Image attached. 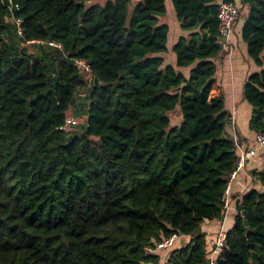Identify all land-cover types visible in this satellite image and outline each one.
<instances>
[{"label": "trees", "instance_id": "1", "mask_svg": "<svg viewBox=\"0 0 264 264\" xmlns=\"http://www.w3.org/2000/svg\"><path fill=\"white\" fill-rule=\"evenodd\" d=\"M91 1L0 0V264H208L200 225L222 220L238 153L210 96L233 0H170L188 32L173 63L166 0ZM234 3L259 67L248 126L264 135V0ZM252 175L263 189L237 199L216 264H264V169ZM172 235L189 240L161 263Z\"/></svg>", "mask_w": 264, "mask_h": 264}, {"label": "crops", "instance_id": "2", "mask_svg": "<svg viewBox=\"0 0 264 264\" xmlns=\"http://www.w3.org/2000/svg\"><path fill=\"white\" fill-rule=\"evenodd\" d=\"M237 2L238 0H233ZM246 10V7H244ZM175 13L170 2V45L176 41L180 35H187L188 32L180 29L178 21L176 22ZM241 19L235 23L230 35L223 42V49L220 56L216 59L217 70L215 74V86L210 91V96L222 95L225 103V110L229 117L234 116L233 128H228V133L232 137L235 135L239 142L255 147V154L249 157L241 170L236 173L229 183L228 199L229 206L224 214L222 221H205L200 225V232L206 234V240L213 245V237L216 236L220 228L229 229L236 215V201L246 191L251 188L263 189L257 178L252 175V171L264 169V147L256 143V136L249 129L248 121L251 114L250 106L243 100V86L248 73L259 69L253 60L248 56L245 43L241 40L240 29ZM179 26V29H178ZM228 45V46H227ZM170 46V47H171ZM174 62V55L170 53V63ZM184 73L187 69L181 68ZM229 126V125H228ZM189 240V236L177 235L174 237L170 246L162 248L158 253L164 259L169 251L180 247ZM160 247V246H159ZM148 252L152 249H147ZM167 259V258H166ZM165 259V260H166Z\"/></svg>", "mask_w": 264, "mask_h": 264}, {"label": "built area", "instance_id": "3", "mask_svg": "<svg viewBox=\"0 0 264 264\" xmlns=\"http://www.w3.org/2000/svg\"><path fill=\"white\" fill-rule=\"evenodd\" d=\"M240 10L239 7L234 3V1H222L219 4L217 18L219 21L218 32L221 37L225 39L230 35L231 31L233 30L235 21L239 16ZM21 22L20 19L16 20L17 25ZM18 33L21 34L20 27L18 26ZM53 46L59 47L60 45L49 42ZM234 121V116L232 115L230 118V122ZM234 144L237 149V158H236V165L233 172L230 174L229 183L232 181L236 173H238L241 168L245 165L247 159L255 154V147L247 145V144H240L238 138L235 135L232 136ZM256 143L260 147H264V135L258 134L256 135ZM229 188V184L227 186ZM224 208H228V200L226 199L224 202ZM176 235H172L167 238L164 242L160 243V247H167L173 242V239ZM226 238V230L220 228L215 240L213 241L212 249L208 255V264H216V258L221 249L224 246Z\"/></svg>", "mask_w": 264, "mask_h": 264}, {"label": "rangeland", "instance_id": "4", "mask_svg": "<svg viewBox=\"0 0 264 264\" xmlns=\"http://www.w3.org/2000/svg\"><path fill=\"white\" fill-rule=\"evenodd\" d=\"M92 3H98V4H103L105 2V0H92L91 1ZM136 2V0H131L130 3H129V8H131L134 3ZM166 5H167V12H166V16L164 19H162L163 21H166V23L168 24L169 26V38H171L170 36H173V34L170 33V28H171V25L172 23H170V0H166ZM243 12H241V14L239 13V16L237 18V20L235 22H238L240 19H241V15H242ZM176 19V17H175ZM176 22H177V19H176ZM178 29H179V26H178ZM167 46H168V49L166 52L162 53L161 55L163 56L164 58V63H170V53H171V48H170V39L168 40L167 42ZM228 46V45H227ZM27 49L28 51L32 50V47L31 45L27 44ZM170 115V113H169ZM175 114H171V117L174 118ZM85 120H86V115L84 114H79V108L76 107V106H72L69 111H68V117H67V126H66V130L67 131H70V132H74L75 130H77L79 128L80 125H83L85 124ZM235 120L233 122H230L229 120V123L227 125V129L230 128L232 129L233 128V124H234ZM237 138V137H236ZM240 144H244L242 142H239ZM228 187L226 189V196H225V200L227 199L228 200V206H229V199H228ZM224 200V202H225ZM227 209L224 208V214L226 212ZM224 217V215H223ZM223 220V218H222ZM221 220V221H222ZM167 257H164V259L161 257V263L165 261Z\"/></svg>", "mask_w": 264, "mask_h": 264}, {"label": "water", "instance_id": "5", "mask_svg": "<svg viewBox=\"0 0 264 264\" xmlns=\"http://www.w3.org/2000/svg\"><path fill=\"white\" fill-rule=\"evenodd\" d=\"M221 40L224 41L225 38L222 37ZM244 214H245L244 224H245V226H248V220H247V218H246L247 214H246L245 212H244Z\"/></svg>", "mask_w": 264, "mask_h": 264}]
</instances>
